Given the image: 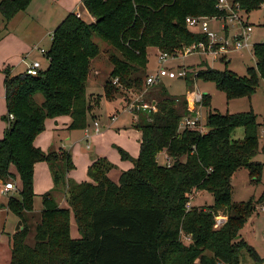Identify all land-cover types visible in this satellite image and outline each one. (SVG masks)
Here are the masks:
<instances>
[{"label":"trees","instance_id":"1","mask_svg":"<svg viewBox=\"0 0 264 264\" xmlns=\"http://www.w3.org/2000/svg\"><path fill=\"white\" fill-rule=\"evenodd\" d=\"M235 1L247 12L264 5V0ZM31 2L0 0L5 27ZM83 5L92 19L76 12L66 15L52 32L46 68L37 75H13L4 69L7 113L2 118L7 126L0 138V181L15 177L12 168L19 175L20 197L10 196L7 208L23 222V228L11 234L8 264H238L242 249L256 260L264 259L240 234L264 195L238 202L232 197L236 171L246 168L258 180L264 169L254 160L262 123L253 109L211 110V96L204 94L207 131L181 129L184 117L196 114L186 95H170L163 81L152 85L159 96L150 102L157 109L135 112L139 153L134 157L118 146L121 160H130L132 166L117 180L110 174L116 164L107 157H97L88 166L87 179L68 177L75 168L72 153L46 152L35 143L49 118L69 115V129H84L102 95L113 99L124 89L141 91L150 48L173 54L193 43H208L210 36L189 26L188 16L226 14L217 0H83ZM94 36L114 52L104 93L93 102L87 86L92 62L101 52ZM253 55L256 65L243 76L222 58L223 70L205 61L203 68L183 78L196 75L213 81L228 99L251 97L264 81V41L254 43ZM240 126L244 137L232 138ZM162 152L173 160L170 165L159 162ZM42 161L53 171L54 189L65 190L67 206H61L52 191L44 192L40 219L32 227L35 166ZM195 190L211 193L214 203L188 206ZM220 210L227 220L215 227ZM72 215L81 237L71 234ZM31 233L33 243L28 242Z\"/></svg>","mask_w":264,"mask_h":264},{"label":"rangeland","instance_id":"2","mask_svg":"<svg viewBox=\"0 0 264 264\" xmlns=\"http://www.w3.org/2000/svg\"><path fill=\"white\" fill-rule=\"evenodd\" d=\"M67 14L68 11L63 9V14H61L63 16L61 17H65ZM87 18L89 19V17ZM249 21L253 25V32L251 35V41L253 44L264 41V5L249 12ZM27 23L28 21H20V23H17L14 26V29H10L8 27L6 28L4 17L0 12V26L2 27L0 36H6L8 32H13L17 38V35L20 33V35L23 36V40L29 41V43L31 42V45L37 43L36 45L39 48L44 47L46 50L49 49L52 42L51 34L53 30L51 31L50 29L52 27L47 26L48 30L44 28H41V30L40 27H37L33 24L26 26ZM45 34L46 36H44ZM41 36H44L42 40L40 38ZM94 40L101 46V52L99 56L92 62L87 86V93H93L88 95L93 102L95 101L96 96H98L103 91L105 81L109 78L113 67L109 57L114 52V49L99 37L94 36ZM3 44L4 42L0 44V128L7 126V122H5V120L2 118V116L7 113V102L5 99V90L2 78L3 75L5 76L4 69L9 68L13 75L24 72L26 68V62H23L20 57L27 54V50H25V48L18 51L13 49L15 45L7 44V46L4 47ZM252 52L245 49V51L242 52L234 51L229 53L231 60L228 62L227 67L230 70L236 72L238 75H245L249 67L256 65V59ZM157 56L158 52L155 50V48H150L149 64L146 70L148 74L157 72L158 66L160 65L157 61ZM37 57H39L42 61L43 69L49 65V59L45 55H42V53H39L38 49H36V51H34L32 54H28L27 57H25V60H27V63H29ZM205 58L206 55L199 54H189L187 56L179 55L177 57L170 56L163 64L168 67H173L175 70H179V68L184 65L190 70V72H197V70L203 68V65L201 64L202 62H205ZM222 58L213 61V63H207L211 64L213 68L223 70L226 67V64L222 61ZM6 59H9L11 64L7 63L2 69V61H6ZM148 74L146 75L148 76ZM162 81L166 85L167 91L170 95H186L188 98V93L193 90H200L203 94H209L211 96V110H217L221 113H226L228 111L239 112L253 109L258 114V120L260 123H262V127L264 128V81L260 83V86L251 97L245 96L234 99H228L226 93L216 87L215 82L206 81L202 78H196V75L191 76V78L188 79L179 76L175 78L164 77ZM154 89L153 87L152 89L151 87H147L146 83L144 84L141 91L124 89L118 92L113 99H108L111 101V103L107 100V98H105V96L102 95L98 105H93V109L97 108V110L94 113L91 111L88 113L87 127L91 131L90 139L83 137L86 129H59L61 130L59 133L52 126V119H49L45 131L39 135L40 137L38 136L39 139L37 138L38 141L36 139L35 143L42 147V149H44L46 152L53 150L58 151L61 149L69 150L72 153L73 162L75 163L74 169L76 174H83L84 179L87 178L85 172L86 158H97V156L107 157L116 164V167L110 172V174L112 179L117 180L119 178L120 172L132 166V162L130 160L120 159L118 146L127 150L134 157L138 155L140 148V145L138 144V138L141 135V131L133 126V123L136 119L135 117L133 118L131 113H135L138 108L134 107L132 109L133 111L131 110L130 112L128 111V107L131 106V104L136 101L137 97H140L141 95H143L141 98L148 102H150L152 98H155L156 96L158 97L159 94L155 93ZM102 98L105 99L102 100ZM38 99H42L41 95H38ZM200 110L202 114L201 120L208 129V126H206V119L209 107L201 106ZM113 115H117L119 119L113 121ZM59 121L61 123L65 120H63L62 117L59 119ZM95 121H98L100 125V134L94 131ZM60 134H62L61 137H63V142L73 143V146L65 147V144L63 145V143H60ZM244 135V127L240 126L234 130L232 133V138L241 139L244 137ZM66 136H70L71 140L67 141ZM87 144L90 145V148H87ZM263 146L264 143L261 142L260 151L254 157V160L264 164ZM168 157L169 156L165 152H162L158 157L159 162L161 164H166ZM37 164V168L35 166L34 178V188L36 192L34 201L35 205L34 212L32 213V216L29 220V223L32 227L40 219V212H38V209H40V207L43 205V192L52 191L56 199H63L65 197V190L63 188H60V190L54 189L53 171L49 164L45 161L39 162ZM11 171H14L15 177L8 179L7 181L15 182L16 189L11 190L9 193H4L2 191L4 184L0 181V264L9 263L11 254V244L9 240L19 221L17 216L14 213L9 212L7 208V203L10 196L20 197V190L22 188L19 175L16 173L14 168H12ZM232 184V197L234 201H248L252 197L258 199L264 194V169L260 179L257 180L256 178L250 176L246 168H241L236 171ZM213 203V195L207 191L195 190L191 195L190 206H203L205 204L210 205ZM65 206H67V204ZM257 212L258 211L254 212V214L248 219L245 226L241 229L240 234L247 243L254 246L261 257H264V212ZM223 215L226 216L224 211L220 210L218 212V216L220 217ZM75 226L76 224L73 222V235L74 237H77V226L76 229ZM78 237H81V234ZM183 239L186 242L190 241L189 237L184 235ZM33 241L34 239L31 233L28 238V242L33 243ZM238 264H264V259L256 260L250 255V253L247 252L246 249H242Z\"/></svg>","mask_w":264,"mask_h":264},{"label":"built area","instance_id":"3","mask_svg":"<svg viewBox=\"0 0 264 264\" xmlns=\"http://www.w3.org/2000/svg\"><path fill=\"white\" fill-rule=\"evenodd\" d=\"M217 6L221 10L225 11V15L221 16H209V15H200V16H188L187 23L192 28L198 29L202 32H206L210 36V41L208 43L201 41L198 43H193L189 46L183 48L181 52L169 54L167 52L160 51L158 52L157 61L159 62L158 70L155 73H149L146 78V86L151 87L154 84H157L162 81L164 77L175 78L185 77L190 71L186 66H181L179 70H175L172 67H168L163 64L168 57H177L179 55H189V54H199L209 56L213 61H216L220 58L229 60V53L237 51L242 52L245 49L252 52L253 42L251 41V35L253 32V25L249 21V12L243 10L239 2L235 0H217ZM213 22H216L222 32H218L212 25ZM231 26V30L229 28ZM227 30V31H226ZM52 39V34H51ZM40 52L46 54L47 50L41 48ZM253 53V52H252ZM27 64L26 72L31 75H37L42 69L41 62L39 60L31 61ZM118 79L115 80V82ZM137 97L136 101L128 107V110H132L134 107L156 110L155 102L144 101L143 98ZM203 97L204 94L200 90H193L188 93V103L189 107L196 112L194 116H186L181 122L180 128H194L198 129L201 132H206L207 128L203 124L201 117L200 107L203 106ZM139 101V102H137ZM133 111V110H132ZM13 114H10V119H13ZM116 119L115 116L112 117ZM94 131L99 133L100 125L98 121L94 123ZM86 138H91V131L87 127ZM260 139L264 143V128L261 127L260 130ZM87 147L90 148V145L87 144ZM264 148V146H263ZM172 159L167 158L166 164L170 165ZM16 189V183L9 181L4 184L2 191L4 193H9L11 190ZM264 195V194H263ZM262 195V196H263ZM190 206V202H188ZM256 211L264 212V197L256 205ZM227 220V216H216L215 227H220ZM223 264V263H220Z\"/></svg>","mask_w":264,"mask_h":264},{"label":"crops","instance_id":"4","mask_svg":"<svg viewBox=\"0 0 264 264\" xmlns=\"http://www.w3.org/2000/svg\"><path fill=\"white\" fill-rule=\"evenodd\" d=\"M40 3H41V5H40ZM63 9H66L68 11V13L69 12H76L78 15L83 16L87 20H91L92 19V17L88 14L87 10L85 9V7L83 5V0H32V2L30 3V5L28 6V8L26 10L19 11L14 16V18L7 24L6 28L8 27L10 29H14V26L17 23H20V21H28V23L26 24V26H29V25L33 24V25H36L37 27H40V29L41 28H44L46 30H48V27L47 26H50V27H52V28H50L51 31L52 30L54 31V29L59 25V23L66 17V16L65 17H61V16H63V15H61V14H63ZM87 17H89V19ZM212 25H213V27L218 32H220V33L222 32V28H220L219 25L216 22H213ZM50 29H49V32H50ZM230 30H231V26L229 28V31ZM44 36H46V34ZM44 36H41L40 37L41 40H42V38ZM2 42H4V44H3L4 47H6L7 44L15 45V47L13 49L18 50V51L19 50H22L23 48H25V50H27V54L21 56L20 58H21V60L23 62H26V63H27V60H25V57H27L28 54L29 55L32 54L34 51H36V49H38L39 50V53H41L40 52V49L41 48H44V47L39 48L36 45L37 43L36 44L34 43V45H31V42L29 43V41L23 40V36L20 35V33L17 35V38H16V36L14 35L13 32H10V33L8 32L6 36L5 35L2 36V37L0 36V44ZM155 50L157 52H159V49L155 48ZM42 55H44V54H42ZM34 60H39L41 62V65H42V61L40 60L39 57L35 58ZM230 60H231V58L229 57V60L228 61H230ZM205 61L206 62H209V63L210 62L213 63V60L210 57H207V56L205 58ZM7 63H10L9 59H6V61H2V64H3L2 69L6 66ZM14 66H16V65H14ZM26 68H27V64H26ZM26 68H25V71L24 72H26ZM42 68H43V66H42ZM2 78H3V86H4V75H3ZM4 90H5V86H4ZM103 93H104V89H103V91L100 94L102 95ZM91 94H93V93H88V95H91ZM103 99H105V98H102V100ZM112 101H114V100H112ZM109 102L111 103V101H109ZM96 110H97V108L93 109L91 112L94 113ZM128 111L131 112V110H128ZM131 113L133 115V118L135 117V119H136L137 118V114L136 113H133V112H131ZM116 116L117 115H115V117ZM62 117H63V120H65V121H63V122L60 123L59 119L62 118ZM49 119H52V126L59 133L61 131L59 129H62V130L63 129H67L68 130L69 129L68 126H69V123L71 122V117L69 115H64V116H60V117H57V118H49ZM49 119H47V121H46V127H47V123H48ZM117 119H119L118 116L113 121H116ZM5 129H6V126H3V127L0 128V138H2L3 133L5 132ZM85 129L86 128H84V129H69V130H85ZM61 135L62 134L59 135L60 136V143H63V145L65 144V147L73 146V143L63 142V137H61ZM83 137L86 138V132H84ZM38 139H37V141H38ZM86 139H88V138H86ZM66 140L67 141L71 140V137L70 136H66ZM140 140H141V135L138 138V144L139 145H140ZM67 143H70V144H67ZM97 157H99V156H97ZM95 159L96 158H92V157L86 158V171H85L86 172V175H87L88 166ZM120 159H121V157H120ZM37 165H36V168H37ZM68 177H71V178H73V179H75L77 181H83V180H85L84 179V175L83 174L82 175L81 174H76L75 169L69 171ZM1 183H3V182L1 181ZM57 200H58V202H59V204L61 206H65L67 204L66 196L63 199H57ZM34 205H35V203H34ZM42 208H43V205L40 207V209H38V212H41L42 211ZM257 213H259V212H257ZM73 222H75L74 217H73V220L71 222V234L74 237V235H73V230H74L73 229ZM75 224H76V222H75ZM76 226H75V229H76ZM79 235H80V233H79L78 228H77V230H76V236L78 237Z\"/></svg>","mask_w":264,"mask_h":264},{"label":"water","instance_id":"5","mask_svg":"<svg viewBox=\"0 0 264 264\" xmlns=\"http://www.w3.org/2000/svg\"><path fill=\"white\" fill-rule=\"evenodd\" d=\"M22 223H23L22 220L19 219V221H18V223H17V226H16V228H15V231H18V230H20V229L23 228Z\"/></svg>","mask_w":264,"mask_h":264}]
</instances>
